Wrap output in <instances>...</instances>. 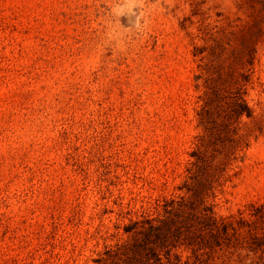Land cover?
Here are the masks:
<instances>
[{
	"label": "rangeland",
	"instance_id": "1",
	"mask_svg": "<svg viewBox=\"0 0 264 264\" xmlns=\"http://www.w3.org/2000/svg\"><path fill=\"white\" fill-rule=\"evenodd\" d=\"M214 54L229 80L250 75L253 111L227 214L264 202V0H0V264H94L189 196Z\"/></svg>",
	"mask_w": 264,
	"mask_h": 264
},
{
	"label": "trees",
	"instance_id": "2",
	"mask_svg": "<svg viewBox=\"0 0 264 264\" xmlns=\"http://www.w3.org/2000/svg\"><path fill=\"white\" fill-rule=\"evenodd\" d=\"M213 57L196 79L203 90L201 135L180 186L189 196L158 201L124 226L127 240L107 248L94 264H264V202L227 214L218 210L228 169L244 149L240 119L252 118L253 111L245 98L250 75L244 82L229 80L221 55Z\"/></svg>",
	"mask_w": 264,
	"mask_h": 264
}]
</instances>
